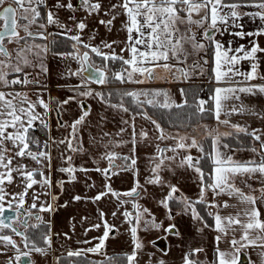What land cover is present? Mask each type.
<instances>
[{
    "label": "snow or ice",
    "instance_id": "snow-or-ice-1",
    "mask_svg": "<svg viewBox=\"0 0 264 264\" xmlns=\"http://www.w3.org/2000/svg\"><path fill=\"white\" fill-rule=\"evenodd\" d=\"M13 3L16 5L15 8L12 6ZM42 8L46 10L43 13ZM244 8H254L256 11H241ZM61 11L69 14L66 22H61L59 15ZM81 12L85 15L83 18H78L77 13ZM17 13H19V20H23L25 23L20 24L18 22ZM101 13L109 18H99L98 23L109 32L115 27L114 22L120 16L125 17L121 22V30L125 31L127 35L126 40L123 41L124 47L120 49V52H128V58L116 53L113 46L118 41L102 42L103 48L109 49V53L102 51L100 45L83 41L81 33L88 27L87 19L93 16L100 17ZM243 17L258 19L260 26L254 32H245L243 24L239 23ZM0 19L5 21L4 30L0 31V86L4 87L15 85L46 87L39 80V75L41 73L47 74L48 69L44 63V57L52 51L49 44L54 45L56 41L51 40L49 44H39L34 41L36 38L48 40L49 36H63L73 42L72 51L53 52V55L62 59H72L78 63L79 67L75 71L69 69L68 75L83 77L81 85H86L88 81L99 84L108 83L106 72L95 65L90 58L89 51H84L81 54V47L101 57L105 61V67H107L109 60L120 61L122 69L119 72H114L113 77L121 83L126 80L132 83H144L145 80L156 78L157 70L160 69L168 73L174 80L182 78L184 81H190L204 76L207 72L206 66L209 64L207 52L210 47L214 49L211 72L217 85L231 82L237 76L243 77V81L246 82L256 79L264 80V76H260L258 73L259 58L257 55L264 53V48L260 47L255 40H251L248 46L241 44L233 48L231 47L232 41H229L228 47H225L223 43L215 39L217 34L223 36L232 27L240 30L230 34L241 39L264 35V0H115V2L109 0L107 6L103 0H77L76 3H73V0H54L52 5H49L46 0H12V3H8V0H0ZM41 20H46V22H40ZM193 25L201 30L199 38L198 34L192 30ZM33 26H36L40 31H32ZM48 26H55L61 31L57 33L48 32ZM18 28L23 30L24 35L20 34ZM70 33L75 34L70 35ZM29 38L33 40V43H28ZM94 39V35L89 37L90 41ZM13 43L17 45V48L9 51L7 44ZM194 57L195 59H193ZM190 60L191 63H189ZM241 61H249L250 70L247 72L240 71L238 66ZM28 67L37 70L36 79H32L30 73L25 71ZM85 73L87 76L84 75ZM10 76L11 79H9ZM136 76L143 79H136ZM160 78L163 79V77ZM81 85L73 86L70 90L75 94L59 102V104L67 105L70 101L76 100L77 95L81 97L96 96L103 99L102 93H94L91 89L80 91ZM180 92L185 97L183 103H177L165 89L125 91L120 94L121 102L110 106L128 112L129 109L125 107L123 97H131L138 106L144 103L165 109L187 106L193 109L189 115V121L193 118L203 119L206 115H210L217 124L227 125L234 130L233 132L219 133L207 125H199L204 129V139L211 138L212 143V152L204 153L202 142L198 141L195 136L167 135L160 124L147 115V112L139 113L155 126L159 133L156 139L175 141V145L170 147L169 151L177 153L179 149L188 153L180 158L178 167L191 170L196 174L200 191L195 201L182 193L177 195L180 193L177 185L163 179L161 172L165 168H170L166 162L173 161L176 157L164 156L165 149L161 148L159 144L156 145L157 155L150 158L153 161V166L150 169L151 175L145 179L144 184L135 179L133 186L126 192L119 193L112 189L107 180L111 178V175L117 174L112 172L113 168L120 167L121 171H132L134 177L137 174V160L135 158L137 134L135 130H133L131 141L133 145L132 155H122L109 150L127 143L123 140L113 141L109 139L107 143H102L105 151L99 157L100 160L107 161V167L97 166L94 169H88L81 166L76 168L72 163L73 157L65 155V153L85 151L83 141L79 139L78 133L80 126L89 116V110L81 104V115L77 119L71 123L58 121V126L68 129V134L57 140L51 136L50 125L46 119L47 114L51 111L49 103L44 101L39 92L36 93L37 99L33 101L27 93L0 91V202L9 195L5 191L6 185H12L18 180L22 189V191L12 194L13 199L7 202V209L4 203H0V229H10L15 236L21 237V243L28 249V251H21L12 235L0 234V245H3V248H0V255L5 254V248L15 249L17 253L8 259L7 264H13V261L16 264H34L30 259L31 253L47 256L52 247L50 223L47 225V232H42L36 239L28 234V229L29 227L37 229L39 224L29 226L27 219H23L25 231L21 232L14 226V223L20 221L23 216L32 217V209L38 208L39 212L54 210V203L41 202L40 197L42 195L50 196L53 202L58 200V196L51 191L53 181L50 170L53 159L52 151L54 148L59 149L61 145L65 148L60 153V159L67 166H62L57 171L67 175V182H75L78 171L85 173L86 180L88 179L86 174L89 171H95L103 175L106 182L104 184L105 190L92 197L93 201H99L111 194L117 198L118 206L131 203L133 211L125 208L120 213L123 216V223L128 225L127 232L132 244V251L122 254L126 264H137L138 254L144 248L143 241L138 235L140 230H155L163 231L169 235H180L179 231L176 230L175 223H169L165 227L164 222L158 221L148 207L139 203V199L147 198L149 195L145 185H157L168 189L166 195H163L157 203L166 210L165 215L169 221L174 220L171 208L174 202L181 206V212L177 215L190 212L193 220L202 224V227L198 228L197 231L202 232L204 228H210L216 233L214 237L216 241L215 258L210 264H242L241 255L249 248L258 250V264H264V218H262L257 207L258 203H264V132L258 129L249 131L245 125L233 123L230 119L233 115L244 114L260 115L264 119V115L256 113L242 101L239 106L229 103L240 101L238 93L256 95L258 92L264 94V84L248 83L240 87L217 86L209 93L207 99L200 98L199 92L192 89H181ZM189 94L193 97L191 105L188 104L187 100ZM141 96L146 99L141 101ZM148 97L152 98L149 99ZM159 97H163V102L158 99ZM37 106L43 108L44 112H38ZM56 111L59 115V108ZM221 116L225 118L221 119ZM125 123L127 122L125 121ZM37 125L41 131L48 134L47 140L41 141L33 135ZM124 131L125 129L121 128L116 135L119 136ZM234 134L237 137L240 134L250 136L253 141L259 144L258 148L252 146L248 149L254 154V158L238 161L232 155L221 151V148L231 151L228 144H221V137H230ZM109 136V133H101L99 142H103L104 138ZM139 136L141 139H146L148 133L142 130ZM188 140L190 143L187 142ZM91 143L97 144V138L93 137ZM8 145H11V148ZM191 149H196L201 155L193 156ZM8 152H12V155H7ZM205 158L211 162L209 173H205L202 167V161ZM26 159L33 161L36 167H29L23 163ZM117 159L124 163L121 166L116 165ZM94 162L99 164V161ZM46 169L48 174H46ZM206 176L207 180L205 179ZM238 176L248 179L255 178L260 183L259 189H253L246 180L244 183L246 187L251 189V192L259 191L260 195L255 196L251 192L245 193L241 188L236 187L234 180ZM65 183L64 180L56 182L62 191ZM35 185H39L41 191L32 192V203L25 209V197ZM88 187H94V184H89ZM142 191L143 196L141 195ZM209 191L213 194L212 200L207 198ZM222 194L236 199L237 204H230L228 201L218 204L215 198ZM121 195L130 199H119ZM72 199L79 201L87 199V197L77 195ZM14 203L15 207H13ZM197 204H205L208 208L216 209L215 212L208 211L207 213L213 219L211 225L201 216L196 208ZM229 208L234 209V211L226 215L222 214L221 209ZM21 209L24 211L21 212ZM7 210L14 212L15 217L7 215ZM117 214V212H113L112 216L115 218ZM99 217L103 224L97 223L91 226V228L97 229L103 227L102 236L94 238L98 239L99 242L86 249L69 250L68 257H80L85 253H100L105 246V241L114 238L111 237V234L118 232L119 229L104 219V212H99ZM35 219L40 223H46L39 214L35 215ZM90 230L86 229L85 231ZM64 235L67 237V233ZM161 239H166V237H161ZM41 242L44 246H41ZM222 242L229 245L227 250L220 248ZM82 243L89 244L91 241L84 240ZM151 243L155 246V241ZM160 251L167 255L163 249ZM203 251V248L190 249L184 253L182 264H208L207 261L194 258ZM149 256L151 257L152 254L149 253ZM22 257L26 259H22ZM105 258L109 261L115 260L113 257L106 256ZM57 264H59V257H57ZM92 264H102V262H92ZM149 264H151V260ZM157 264H165V261L160 259ZM247 264H257V261H253L249 256Z\"/></svg>",
    "mask_w": 264,
    "mask_h": 264
},
{
    "label": "crops",
    "instance_id": "crops-1",
    "mask_svg": "<svg viewBox=\"0 0 264 264\" xmlns=\"http://www.w3.org/2000/svg\"><path fill=\"white\" fill-rule=\"evenodd\" d=\"M46 2L49 5H52L54 3V0H46ZM76 2L77 0H73V3ZM112 2H115V0H112ZM103 3L105 4V6H107L109 0H103ZM41 11L43 13L46 10L42 8ZM241 11H256V9L244 8L241 9ZM59 15L61 22H66V18L69 14L65 11H61ZM84 15L85 14L82 12L77 13L78 18H83ZM99 18L108 19L109 17L103 16V13H101L100 17H89L86 21L88 27L84 30L83 33H81L83 41L85 43L100 45L102 51H104L105 53H109V49L103 48L102 42H111L113 40L118 41V43L113 46L116 53L119 55H123L125 58H128V52H120V49L124 47L123 41L126 40L127 35L125 31L121 30V22L125 19V17L120 16L114 22L115 27L111 32H109L104 26L98 23ZM42 22H46V20H42ZM239 23L243 24V30L245 32H254L260 26V21L253 17H243L242 20L239 21ZM47 30L48 32L52 33L61 31V29L55 26H48ZM192 30L193 32H196L198 34L199 38V32L201 30L197 29L195 25L192 26ZM239 30L240 29L238 28L232 27L223 36L217 34L215 36V39L223 43L225 47H228V42L232 41L231 47L233 48L238 47L241 44L248 46L251 40H255L260 45V47L264 48V35L245 37L244 39H241L240 37H236L230 34ZM72 34L75 33H70V35ZM93 35L95 36V39L90 41L89 37ZM49 37V40H51L55 36ZM47 44L49 43L47 42ZM72 44L73 42L71 41V46ZM70 51L72 50L51 51L44 57V63L48 71L47 74L41 73L39 75V80L43 85H46V87L37 88L34 85H15L12 87L0 86V91L27 93L28 97L33 101L37 99L36 93L39 92L44 101L46 103H49V108L51 109V111L47 114L46 119L48 120V123L50 125L51 136L55 137L57 140L62 139L68 134V129L60 128L58 126V121L60 123H71L73 120L77 119L81 115V104H83V107L85 109L89 110V116L86 117L85 122L80 126V131L78 133L79 139L83 141L85 151L81 153H65V155H71L73 157L72 163L76 168H80L81 166L88 169H94L97 166L101 168L107 167V161L100 160L99 157L105 151V149L102 147V143H107L109 139L113 141L123 140L127 142L119 147L111 148L109 150L121 153L122 155H132L131 149L133 148V145L131 141L133 139V130H135L137 134V142L135 145V158L137 160L136 176L134 177L132 171H121L120 167H117L112 169V172L117 174L111 175V178L107 180V183L111 185L112 189L119 193L128 191L133 186L135 179H138L141 184H144L145 179L151 175L150 169L153 166V161L150 158L157 155V144H159L161 148L165 149V152L163 154L164 156L176 157L175 160L166 162L170 165V168H165L161 172V175L165 181L177 185V187L180 189V193H177V195H180L182 193L184 196H187L191 200L195 201L199 196L200 188L199 180L194 172L178 167L180 158L188 153L179 149L177 150V153L169 151L168 149L175 145L174 140L167 139L161 141L156 139L159 133L155 129V126L150 122V120L145 119L142 115L139 114L141 112L147 111L132 109V107H135V102L131 104L133 102V99L131 97H123V103L125 107L129 109L128 112H124L118 108H113L110 106L112 104H119L121 102L120 94L123 93V91H119L118 89H116L117 87L132 86V89H129L128 91H140L144 89H165L169 92L172 99H174L177 103H183L185 97L181 95L180 90L185 89L190 85L206 84L211 87L212 91L217 86L240 87L245 86L248 83L264 84V80L262 79H256L250 82H246L243 81V77L237 76L234 77L233 81L231 82L217 85L214 80L213 73L211 72V68L213 67L212 61L214 51V49L211 47L207 52V59L209 60V64L206 66L207 72L204 76L192 79L190 81H184L182 78L174 80L170 75H168V73L160 69L157 70L156 78L152 80H145L144 83L139 84L128 82L126 80V83L124 82L122 84L120 81L111 78L114 72L121 71L122 65L120 61L109 60L107 62V67H105V61L101 57L96 56L94 53H91L90 50L81 47V54L84 51H89L90 58L95 63V65L103 69L108 77L111 75L108 79V83L106 84H98L92 81H88L86 85H81V80L83 79V77L68 75L69 69L75 71L79 67L78 63L72 59H62L58 56L53 55V52L65 53ZM201 55H203V53H201ZM257 55L259 58L258 73L260 76H264V53H258ZM193 59H195V57ZM172 63H175V61H172ZM189 63H191V60L189 61ZM180 66L183 67V65ZM238 67L240 71L247 72L248 70H250V62L241 61ZM26 72L30 73L32 79L37 78L36 69H27ZM177 76H179V73H177ZM160 77H163V79H161ZM210 77L212 78L210 79ZM11 78L12 77H10L9 79ZM135 78L143 79L139 76H136ZM76 85H81L79 89L80 91L91 89L94 93H102L103 99L96 96L81 97L77 95L76 100L70 101L67 105L59 104V102L68 99L69 96L75 94L70 89ZM238 95L240 96V101H231L229 103L239 106L240 102L242 101L256 113L264 115V94H260L257 92L256 95L244 93H238ZM128 99H130V101H128ZM145 99L146 98L143 96L140 97L141 101H144ZM158 99L163 102V97H159ZM135 105H137V103ZM140 106H143V104H141ZM57 108H59V115L56 111ZM36 110L41 113L44 112V109L39 106H37ZM147 115L150 116L151 119L156 120L150 114L147 113ZM224 118V116H221V119ZM230 119L233 123L245 125L249 129V131H251L252 129H258L264 132V119H262L260 115H233L230 117ZM125 121L127 123H125ZM213 122L216 125L214 129L219 133L234 131L227 125L217 124L215 119ZM121 128H124L125 131L117 136L116 134L120 132ZM161 128L164 130L165 134L170 136H177V134H179L180 136L197 137L196 135L198 133V131L195 129V126L187 127L184 125H180L179 127H176L174 129L164 128L161 126ZM142 130L148 133L146 139H141L139 136V133ZM43 133L48 139V134L44 131ZM101 133H109L110 136L105 137L103 142H99ZM201 134H203L202 138H196L198 141H200V139H203L205 135L203 128L202 131L199 132V135ZM93 137L97 138V144L91 143ZM225 138V136L221 137V144H228L225 141ZM187 142L190 143V140H188ZM254 142L252 145L248 146H233L228 144L231 151L223 148H221V151L225 152L228 155H232L234 159L238 161H246L254 158V154L248 149L252 146H256L257 148L259 147V144ZM8 147L11 148V145H8ZM64 148L65 146L61 145L59 149L54 148L52 151L53 159L50 174L53 181V187L51 191L58 196V200L53 202L51 201L50 196L42 195L40 197L41 202L54 203V210L51 212H39L38 208L32 209L31 211L33 212V216L29 220V226H31L32 224H39L40 226L38 227V229H44V232H47V225L48 223H50L52 230V247L49 249L47 256H41L40 254L34 252L31 253V261H33L34 264H57V257L67 255L69 250L75 251L77 249H86L89 247H93L96 243L99 242L98 239L94 238L102 236L104 231L103 227H100L98 229L91 228L93 224H103V221L99 217V212L101 211L105 214L104 219H106L110 224L116 225L119 231L113 232L111 234V237L114 238H109L105 241V246L100 253H85L84 256L88 257L92 254H95L93 255L94 258L92 259L102 260L106 256L108 257L113 254L130 253L132 251V244L130 236L127 232L128 225L126 223H123V216L120 215V213H122L125 208H127L129 211H133L131 203L123 206H118L117 198L111 196V194H108L99 201H93L91 199L92 197L96 196L100 191L105 190L104 184L106 182V178L95 171H89L86 174L88 177L87 180L85 173L78 171L76 173L77 180L75 182H67V175L57 171L58 168L67 166L60 159V153L61 151H64ZM190 151L193 156L201 155V153H199L196 149H191ZM7 155H12V152H8ZM94 161H99V164L97 165V163H95ZM23 163L27 164L29 167H36L35 163L30 159L24 160ZM115 163L116 165L121 166L124 162L120 159H117ZM45 171L46 174H48V170L46 169ZM37 179H39V176H37ZM59 180L66 181L63 186V191L56 184V182ZM245 180L248 184L252 185L253 189L260 188V183L255 178L248 179L247 177L242 178L239 176L234 180L235 186L241 188L245 193H250L251 189L245 186ZM89 184H94V187H88ZM145 187L147 188L149 195L147 196V198L139 199V203L144 207H148L151 212L157 217L158 221L164 222L165 227H167L169 223H175L176 230L179 231L180 235H169L163 231L140 230L138 232V235L143 241L144 248L138 254L137 264H149L150 260L151 264H157L160 259H163L165 261V264H182V257L184 253L188 252L192 248H203L204 251L199 253L198 256L194 258H198L201 261H207L208 264H210V262L215 258L216 241L214 240V237L216 233L210 228H204L202 232L197 231L198 228L202 227V224L199 221H194L190 212L177 215V213L181 212V206L174 202L171 205L174 220L169 221L165 215L166 210L157 203V201L160 200L163 195H166L168 189L166 187L162 188L157 185H145ZM5 191L8 192L9 195L6 196L5 200L0 203H4L5 207H7V202L13 199L12 194L22 191L19 186V181L17 180V182L12 185H6ZM39 191H41L39 185H35L32 190H29V194L25 197V209L28 208V206L32 203V192ZM251 194L255 196L260 195L259 191L251 192ZM77 195L81 197H87V199H81L79 201L73 200L72 198ZM141 195H144L143 191L141 192ZM207 198L208 200L213 199V194L211 193V191L208 192ZM119 199L127 200L130 198L121 195ZM215 199L218 204H223L224 201H228L230 204H237L236 199L229 197L226 194H222ZM65 204L66 206H63ZM13 207H15V203L13 204ZM257 207L261 212L262 218H264V203H258ZM196 208L200 212L197 205ZM204 208L206 214L208 213V211H216V209L214 208H208L205 204ZM232 211H234V209L232 208L221 209V212L224 215ZM113 212L118 213L115 218L112 216ZM36 214H39L43 218V221H45L46 223L38 222L35 219ZM200 214L201 216H203L201 212ZM205 220L210 225L213 223V219L211 217H209V220ZM86 229L91 230L86 232ZM24 231L25 230H21V232ZM65 233H67V237L64 235ZM0 234L12 235L13 239L17 241L18 248L21 251H28V249L24 247L23 243H21V237L15 236L10 230L0 229ZM29 235L34 239L40 236L38 234ZM161 237H166V239H161ZM84 240H89L91 241V243H82V241ZM157 240H162L164 242V248L156 245ZM152 241H155V246L151 243ZM41 246H44L42 242ZM228 247L229 245L226 242H222L220 244V248L222 250H227ZM0 248H3V245H0ZM160 249L166 251L167 255H165L164 252L160 251ZM257 251V249L252 248L247 249L241 255L242 264H247L249 256H251L253 261H257L258 264ZM4 252L5 254L0 255V264H7L8 259L10 257H14L17 254L16 250L11 248H5ZM149 253L152 254L151 257L149 256ZM243 258H245L244 261ZM13 264H16V262L13 261Z\"/></svg>",
    "mask_w": 264,
    "mask_h": 264
},
{
    "label": "trees",
    "instance_id": "trees-1",
    "mask_svg": "<svg viewBox=\"0 0 264 264\" xmlns=\"http://www.w3.org/2000/svg\"><path fill=\"white\" fill-rule=\"evenodd\" d=\"M51 40L56 41L54 45L49 44L52 51L72 50L71 40H68L63 36H55ZM189 89L198 91L200 98H204L205 95H209V93L211 92V87L209 86L206 87V92L203 91L201 85H190L185 88V90H189ZM187 100L189 105L193 103V97L191 94L188 95ZM128 101H130V99H128ZM132 109L147 111V113L150 114L152 117H154L161 124L162 127L169 129H174L176 127H179L180 125H184V126L188 125L187 127H189L201 121H214V118L210 115H206L203 119L193 118L191 121H189V115L191 114L193 109L187 106L183 108L173 107L170 109H165V108H160L159 106H150L145 103L143 104V106L137 105L135 107H132ZM225 141L233 146H238V145L248 146V145H252L254 142L252 141V138L250 136H245L244 134H240L238 137L236 135L226 137ZM203 148H204V153H211V143L209 138L203 140ZM202 167L205 173H209L211 171V162L207 158H205L202 161ZM205 179L207 180V176L205 177ZM197 206L200 212L202 213V215L205 217V219L209 220V217L207 216L204 208V204H197ZM42 232H44V229L37 228L35 230L30 228L29 230V234H34V235L36 234L40 235ZM108 257L115 258L114 261L116 263L106 260V258L102 260H96L86 257L84 255L80 257H68V255H64V256H59V264H92V262H102V264H126V260L123 259L122 254H113Z\"/></svg>",
    "mask_w": 264,
    "mask_h": 264
},
{
    "label": "rangeland",
    "instance_id": "rangeland-1",
    "mask_svg": "<svg viewBox=\"0 0 264 264\" xmlns=\"http://www.w3.org/2000/svg\"><path fill=\"white\" fill-rule=\"evenodd\" d=\"M9 1H11V0H8V2ZM15 5V4H14ZM17 15H19V13H17ZM40 22H42V20L40 21ZM32 31H40V29H38L36 26H33L32 27V29H31ZM50 38V37H49ZM36 41H34L35 43H39V44H47V42L49 41V39L48 40H45V42L43 41V40H38V39H35ZM28 43L29 44H31V43H33V41H32V39L31 38H29V40H28ZM15 48H17V45L14 43V44H8V49H9V51H13V49H15ZM13 55H15V53L13 52ZM32 67H28V68H26L25 69V71H27V69H31ZM111 76V75H110ZM110 76L108 77V79L110 78ZM11 77V76H10ZM9 77V78H10ZM111 78H114L113 77V75L111 76ZM126 83V82H125ZM123 84V83H122ZM206 85V84H205ZM12 87V86H11ZM132 86H121V87H117L116 89H118L119 91H123V92H125L126 90L128 91L129 89H132L131 88ZM144 87V86H143ZM141 88V87H140ZM149 99H151V98H149ZM132 102V101H131ZM134 103V101L131 103V104H133ZM136 103H134V106H137V105H135ZM208 122V123H207ZM206 123H207V126L209 127V128H211V129H214L215 128V124H214V122L213 121H201V122H199V123H196V124H193V125H191V126H195V129L198 131V133H197V137L196 138H202V135L203 134H201V135H199V132L200 131H202V127H200L199 125H202V124H204V125H206ZM191 126H189V127H191ZM210 139V143H211V138H209ZM203 140H204V137H203V139H200V142H202V144H203ZM18 225V224H17ZM19 226H21V225H19ZM22 227V226H21ZM21 227H19L20 229H21ZM4 230H7V229H4ZM93 255H95V254H92V255H90V256H88V257H90V258H94L93 257ZM92 256V257H91ZM99 258H101V257H99ZM111 262H113V263H116L114 260L113 261H111Z\"/></svg>",
    "mask_w": 264,
    "mask_h": 264
},
{
    "label": "water",
    "instance_id": "water-1",
    "mask_svg": "<svg viewBox=\"0 0 264 264\" xmlns=\"http://www.w3.org/2000/svg\"><path fill=\"white\" fill-rule=\"evenodd\" d=\"M9 23H10V21H9ZM4 24H5V21L2 19V27H1L0 31H3V30H4ZM84 75L87 76V73H85ZM98 84H99V83H98ZM6 209H7V207H6ZM23 211H24V210L21 209V212H23ZM6 214L15 217V213L12 212L11 210H7ZM23 219H28V217L24 216ZM22 224H23V223H22ZM14 226L17 227L15 224H14ZM156 245H159L161 248H164V242H163L162 240H157V241H156ZM22 259H26V258H23V257H22ZM244 260H245V258H243V261H244Z\"/></svg>",
    "mask_w": 264,
    "mask_h": 264
},
{
    "label": "flooded vegetation",
    "instance_id": "flooded-vegetation-1",
    "mask_svg": "<svg viewBox=\"0 0 264 264\" xmlns=\"http://www.w3.org/2000/svg\"><path fill=\"white\" fill-rule=\"evenodd\" d=\"M8 3H12V0L11 1H9ZM12 5H14V4H12ZM15 7H16V5H14ZM17 19H18V22L20 23V24H23V23H25V21H23V20H19V15H17ZM1 27H2V19H0V29H1ZM18 31H20V34L21 35H24V32H23V30L21 29V28H18L17 29ZM36 39H38V40H42V39H39V38H36ZM43 41H45V40H43ZM7 43V42H6ZM14 44V43H13ZM7 46H8V44H7ZM24 217V216H23ZM23 217H21L20 218V221H18V222H16V224H18V226L19 225H21V226H19V227H21V229H19L20 231L22 230H25V228H24V226H23V224H22V220H23ZM28 232H29V230H28Z\"/></svg>",
    "mask_w": 264,
    "mask_h": 264
},
{
    "label": "built area",
    "instance_id": "built-area-1",
    "mask_svg": "<svg viewBox=\"0 0 264 264\" xmlns=\"http://www.w3.org/2000/svg\"><path fill=\"white\" fill-rule=\"evenodd\" d=\"M35 135H36V137H38L40 140H45V137L40 133V131L39 130H36L35 131Z\"/></svg>",
    "mask_w": 264,
    "mask_h": 264
}]
</instances>
